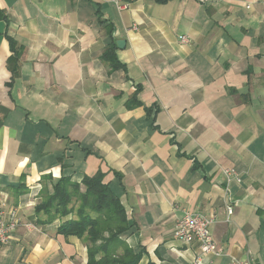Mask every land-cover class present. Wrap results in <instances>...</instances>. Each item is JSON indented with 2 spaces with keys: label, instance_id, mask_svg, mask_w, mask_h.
I'll return each instance as SVG.
<instances>
[{
  "label": "crops",
  "instance_id": "crops-1",
  "mask_svg": "<svg viewBox=\"0 0 264 264\" xmlns=\"http://www.w3.org/2000/svg\"><path fill=\"white\" fill-rule=\"evenodd\" d=\"M257 1L0 0V188L20 221L0 264H88L86 241L36 207L63 175L99 171L134 224L126 241L145 251L140 264H195L200 245L174 236L184 212L216 216L226 255L203 264H264ZM7 35L22 48L11 87ZM112 41L125 42L116 70L102 58ZM227 169L242 179L228 197Z\"/></svg>",
  "mask_w": 264,
  "mask_h": 264
},
{
  "label": "trees",
  "instance_id": "trees-1",
  "mask_svg": "<svg viewBox=\"0 0 264 264\" xmlns=\"http://www.w3.org/2000/svg\"><path fill=\"white\" fill-rule=\"evenodd\" d=\"M6 37L12 52L8 61L13 74L12 83L8 85L11 87L17 76L13 64L19 59L22 48L18 47L15 39L9 35ZM116 49L117 44L112 41L102 57L112 70L123 67L117 59ZM134 98L137 99V95ZM105 178L101 171L94 176L84 175L81 182L74 181L72 175H63L53 185L51 192L43 194L36 214L47 216L48 219L43 222L45 224L57 219L65 220L59 226L58 234L85 240L88 264H140L145 251L127 244L126 239L134 224L128 219L124 205Z\"/></svg>",
  "mask_w": 264,
  "mask_h": 264
},
{
  "label": "built area",
  "instance_id": "built-area-1",
  "mask_svg": "<svg viewBox=\"0 0 264 264\" xmlns=\"http://www.w3.org/2000/svg\"><path fill=\"white\" fill-rule=\"evenodd\" d=\"M202 4L212 2V0H199ZM257 3L264 8V0H258ZM127 5H121L120 9H127ZM248 9L252 5L247 6ZM182 44H188L190 38L182 36L180 38ZM225 176L224 191L228 197L231 192L233 184H240L242 182L240 174L236 170L227 169L223 171ZM225 208L229 217L234 214V206L232 202H226ZM216 222L214 214H204L201 212H184L183 216L178 220L174 230V236L177 240L184 244L198 243L201 248V255L196 259L195 264H203L205 256L213 258H222L226 252L214 239L211 228ZM20 226V221L16 210L6 212L3 193L0 188V247L6 245L10 240V234ZM31 228L32 225H25ZM233 264H253L251 261L233 259Z\"/></svg>",
  "mask_w": 264,
  "mask_h": 264
},
{
  "label": "water",
  "instance_id": "water-1",
  "mask_svg": "<svg viewBox=\"0 0 264 264\" xmlns=\"http://www.w3.org/2000/svg\"><path fill=\"white\" fill-rule=\"evenodd\" d=\"M117 45H118V47H119L120 49H123L124 46H125V42H124V41H119V42L117 43Z\"/></svg>",
  "mask_w": 264,
  "mask_h": 264
}]
</instances>
